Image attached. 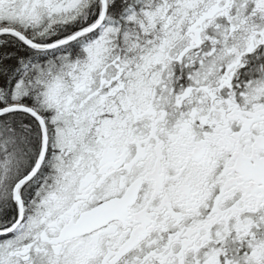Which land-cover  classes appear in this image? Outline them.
<instances>
[{"label":"snow or ice","instance_id":"1","mask_svg":"<svg viewBox=\"0 0 264 264\" xmlns=\"http://www.w3.org/2000/svg\"><path fill=\"white\" fill-rule=\"evenodd\" d=\"M0 264H264V0H0Z\"/></svg>","mask_w":264,"mask_h":264}]
</instances>
